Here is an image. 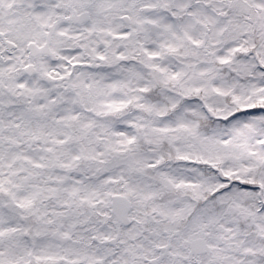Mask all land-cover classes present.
I'll use <instances>...</instances> for the list:
<instances>
[{
  "label": "snow or ice",
  "instance_id": "6c2138e0",
  "mask_svg": "<svg viewBox=\"0 0 264 264\" xmlns=\"http://www.w3.org/2000/svg\"><path fill=\"white\" fill-rule=\"evenodd\" d=\"M0 264H264V0H0Z\"/></svg>",
  "mask_w": 264,
  "mask_h": 264
}]
</instances>
